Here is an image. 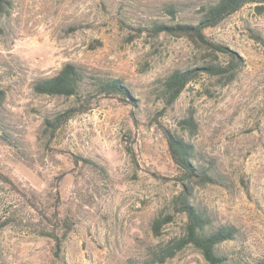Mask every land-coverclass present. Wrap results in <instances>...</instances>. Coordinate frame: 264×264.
Listing matches in <instances>:
<instances>
[{"label": "rangeland", "instance_id": "1", "mask_svg": "<svg viewBox=\"0 0 264 264\" xmlns=\"http://www.w3.org/2000/svg\"><path fill=\"white\" fill-rule=\"evenodd\" d=\"M214 1L14 0L0 18V264H207L192 245L157 262L187 220L162 127L223 182L191 198L213 229H238L218 252L230 264L264 259V2L205 31L241 59L234 80L203 73L167 105L175 70L230 60L158 27L195 24ZM66 64L122 80L133 101L91 84L70 97L35 92Z\"/></svg>", "mask_w": 264, "mask_h": 264}, {"label": "trees", "instance_id": "2", "mask_svg": "<svg viewBox=\"0 0 264 264\" xmlns=\"http://www.w3.org/2000/svg\"><path fill=\"white\" fill-rule=\"evenodd\" d=\"M264 0H216L202 10L201 19L195 24H163L158 27L159 33L173 36L186 37L200 47L212 49L228 57V64L206 63L204 65L175 70L164 83L167 105L176 103L187 85L203 73L225 77L230 74L229 81L234 80L236 68L241 66V59L225 45L210 41L205 34L206 29L218 26L225 19L239 11L249 3H262ZM14 5V0H0V18L8 15ZM91 82V83H89ZM91 84L97 86L98 93L104 96L120 95L132 100L129 89L120 79H99L93 75H87L80 67L74 64H66L56 75L39 79L34 90L41 95L66 96L79 95L85 86ZM6 91L0 88V109L4 103ZM70 113L63 118L68 119ZM183 123L192 133L197 129L194 116L190 114ZM167 139L173 161L176 163L182 175L179 182L182 185L181 194L175 199L178 210L186 216L185 232L176 246L168 244L163 253L159 254L157 262L164 263L168 258L174 257L177 252L187 245H192L203 255L207 264H230L229 256L218 252V247L225 242L232 241L238 234L236 227H210L211 220L207 212L193 205L191 202L194 186L197 184L216 183L222 184L212 170L201 165L197 160L195 147L176 131L162 127ZM3 225L0 224V231ZM161 228L160 220H156L154 230ZM254 264H264V259Z\"/></svg>", "mask_w": 264, "mask_h": 264}]
</instances>
